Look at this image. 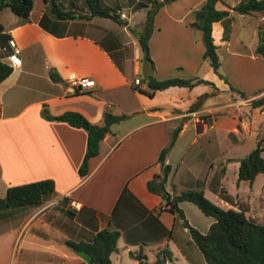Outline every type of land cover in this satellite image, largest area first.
<instances>
[{"label": "crops", "instance_id": "crops-1", "mask_svg": "<svg viewBox=\"0 0 264 264\" xmlns=\"http://www.w3.org/2000/svg\"><path fill=\"white\" fill-rule=\"evenodd\" d=\"M35 5L27 21L10 9L0 12L4 34L11 36L9 48L0 50L4 61L12 65L11 41L19 50V65L0 83V264H87L68 242L90 244L104 230L120 234L112 264H141L132 254L154 264L165 251L172 253L167 264H206L184 221L149 189L162 174L159 157L178 127L166 159L172 168L166 190L203 189L219 207L243 210L264 224V174L253 184L238 183L241 160L264 132V113L251 104L264 97V57L257 48L230 53L231 67L222 62L226 81L211 66L196 73L197 60L188 56L197 42L195 20L177 37L186 43L185 55L176 56L180 48L171 45V36L154 31L150 53L157 80L196 73L215 88L173 87L149 97L140 92L149 91L136 38L142 20L126 14L121 22L90 14L68 19ZM71 77L93 79L96 86L81 92ZM201 97L206 99L195 107ZM107 110L130 118L112 126L82 177L87 132L46 114L76 112L102 126ZM44 180L55 183L51 200L40 207L6 206L9 188ZM180 208L202 234L215 222L193 203Z\"/></svg>", "mask_w": 264, "mask_h": 264}, {"label": "trees", "instance_id": "trees-1", "mask_svg": "<svg viewBox=\"0 0 264 264\" xmlns=\"http://www.w3.org/2000/svg\"><path fill=\"white\" fill-rule=\"evenodd\" d=\"M115 1L117 4L119 3V0ZM177 1L180 0H146V2L137 4L136 11L147 10L145 19L136 34L145 63L152 62L150 40L155 31V21L158 13L166 5ZM42 2L46 6H51L58 17L68 19L78 17L72 11L64 12L57 0H42ZM74 3H82L86 6L92 17L110 18L116 22L122 21L120 16L105 6L102 0H72L71 4ZM220 4L224 8H220ZM4 9H10L15 15L27 21L33 12L34 0H0V12ZM234 12L245 16L262 14L264 13V0H243L233 7L227 5L223 0H206L201 8L195 12V21L191 24L194 30L200 31L203 35L204 59L209 62L214 72L224 80L226 78L222 74V62L219 56L220 46L216 41V33L221 23L225 22L231 25L234 19ZM10 38V35L4 34V28L0 24V50L9 48ZM256 52L264 57V40L261 41ZM4 59L5 56L0 53V83L9 78L14 71L13 66L6 63ZM144 80L148 85L149 91L140 92L149 97H153L159 91H165L173 87L193 89L196 86L205 84L215 88L214 83L198 78L192 80L174 78L159 81L154 76H150L144 77ZM231 89L235 90L232 87ZM205 99L206 97H201L195 107L199 106ZM251 104L254 108L263 111L264 97L252 101ZM46 118L68 123L87 132V152L80 168V175L86 177L89 173L90 160L100 155L101 143L112 132V126L128 120L130 116H117L107 110L104 125L102 126L92 124L86 117L76 112H67L59 117H52L46 114ZM180 132L181 127L174 130L170 144L162 151L158 161L162 166V174L149 183L150 191L161 195L167 204L168 210L177 214L184 221V226L189 230L190 236L202 253L206 264H264L263 223H258L248 218L243 210H225L219 207L206 197L203 189L180 191L174 188L172 194L166 190V184L172 172L171 166L166 164V159L175 146ZM263 152L264 132L258 136L255 149L241 160L238 183L248 182L253 184L258 175L264 174ZM54 194L55 183L53 181L34 182L9 188L5 204L11 208L40 207L51 200ZM182 202L193 203L205 216L215 220L206 234H202L189 225L184 211L180 208V203ZM119 238V232L104 230L98 233L90 244L68 242V245L73 249L88 252L93 257L91 264H112V255L117 250ZM163 254L164 257L161 258L159 255L154 264H167L172 259V253L165 251ZM131 256L141 264H150L143 254H132Z\"/></svg>", "mask_w": 264, "mask_h": 264}, {"label": "rangeland", "instance_id": "rangeland-1", "mask_svg": "<svg viewBox=\"0 0 264 264\" xmlns=\"http://www.w3.org/2000/svg\"><path fill=\"white\" fill-rule=\"evenodd\" d=\"M34 1L36 4L35 9L37 10L38 6L43 2L42 0ZM102 1L105 6L109 7V9L113 10V12H116L120 18L121 14L124 13L129 19L133 18L134 21H137L136 23H140L142 20V22L136 26V30L140 29L145 19V13L147 10L142 9L136 11L137 4L139 2H146V0H119L118 4L115 0ZM223 1L227 5L233 7L243 0ZM204 2L205 0H181L166 5L158 13L155 21V35H157L156 37L171 36V45H176L180 48V51L176 53V56L185 55V49H187L186 43L182 41L183 39L181 40L177 38L179 36V32L187 29V27L195 20V12L201 8ZM57 3L64 12L72 11L78 17H85L87 14H90L87 7L82 3L71 4L72 0H57ZM118 6L119 8H117ZM219 7L224 8L222 4H220ZM49 8L52 7L49 6ZM233 15L234 19L231 25H228L225 22L221 23L216 33V41L220 46L219 56L225 67H231L233 64L231 59L232 56L230 54L231 52L240 48H246L248 50L258 48L261 41L264 40V13L245 16L234 12ZM181 18H183L182 21H179ZM192 31H195L197 35V42L191 43L188 56H191V58L194 57L195 61L197 60L196 63L198 65V69L196 73L200 72L201 74H204L210 67V64L204 59L205 46L203 43V35L200 31ZM229 41H231V46H228ZM245 66L246 68L249 67V65L246 64ZM196 73H194V75H189L190 77L186 80H192L193 78L199 77L198 75H195ZM200 215L201 217H204L202 214ZM129 263L137 264L132 260H129Z\"/></svg>", "mask_w": 264, "mask_h": 264}, {"label": "built area", "instance_id": "built-area-1", "mask_svg": "<svg viewBox=\"0 0 264 264\" xmlns=\"http://www.w3.org/2000/svg\"><path fill=\"white\" fill-rule=\"evenodd\" d=\"M121 18L125 20L127 17L125 14H121ZM11 46L15 50V54L12 57H10V61L12 65H19V60H18L19 50L17 49L16 42L11 41ZM70 83L73 84L81 92L91 90L96 86V81L90 78L71 77ZM135 84L137 86H140L142 84V81L140 79H137L135 81ZM262 112L264 113V109Z\"/></svg>", "mask_w": 264, "mask_h": 264}, {"label": "water", "instance_id": "water-1", "mask_svg": "<svg viewBox=\"0 0 264 264\" xmlns=\"http://www.w3.org/2000/svg\"><path fill=\"white\" fill-rule=\"evenodd\" d=\"M143 75L145 77H150L154 75V68L152 62H148L144 65ZM74 253L84 260L87 264H91L93 261V257L86 251L73 249Z\"/></svg>", "mask_w": 264, "mask_h": 264}]
</instances>
